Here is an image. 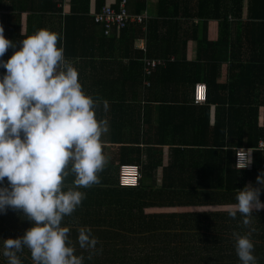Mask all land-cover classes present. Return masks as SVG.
<instances>
[{
  "label": "crops",
  "instance_id": "1",
  "mask_svg": "<svg viewBox=\"0 0 264 264\" xmlns=\"http://www.w3.org/2000/svg\"><path fill=\"white\" fill-rule=\"evenodd\" d=\"M173 1L178 3L169 4L167 1L162 5V0H144L145 7L137 13L136 0H127L128 11L143 14L144 21L131 23L125 28L113 27L109 36L103 34L100 25L90 20L94 12V5L90 2L89 21L77 25L78 33L81 29L80 34L84 38L76 42L63 40V37L61 39L67 54L64 56L77 69L83 91L96 101V118L106 122V131L100 137L105 162L97 176H113L118 181V169L123 164L138 165L144 171L154 156L157 157L155 149L161 150L164 166L171 146L168 143L173 141V147L183 151L184 156L193 157L198 163L201 159H205V162L208 160L207 170L202 164L199 167L208 172L209 191L213 189L212 185H222L223 189L226 185L243 188L246 184H252L259 187L256 178L264 172L263 169L253 171L252 165L240 169L235 164V171L228 168L237 148L249 149L247 139L250 129H242V137L235 136L228 126L217 130L216 123L219 116L223 115L222 104H207V93L204 103H195L193 100L194 85H206L208 79L214 84L211 88L216 96L219 93L221 98H232L236 102L233 108L257 110L255 125L259 129L264 127V89H255L258 96L251 102L253 97L247 95L251 91L242 90L240 97L229 95L222 85L232 80L229 71L232 66L242 62V71L245 72L247 65L264 61V53L251 43L256 38L255 33H247L246 26H242V45L239 51L236 49V52L231 53V41L237 42L239 38L234 20L229 28L230 39L221 48L222 53L209 48L211 45L199 52L198 41L216 42L220 27L218 20L199 19L194 14L214 13L217 9L209 3V7H206L209 10H201L197 0ZM53 2L60 12H43L40 9L41 0H0V26L4 29L5 38L18 42L23 36L41 28L58 33L57 17L68 15L71 4L70 1L63 5L55 0ZM224 6L225 1L220 8ZM247 9L248 0H242L241 21H245ZM177 12L176 17L169 15ZM166 21L174 23L169 25ZM68 30L73 31L72 24ZM120 30H125L123 35ZM167 32L170 38L166 36ZM12 51H6L3 59L6 60ZM146 59L163 63L146 76ZM256 67L254 70L259 74L260 70ZM3 72L4 69L0 68V74ZM213 96L210 91V98ZM224 107L228 108L227 105ZM245 122H251L249 116ZM262 145L264 140L259 139L256 148L264 153ZM161 173L162 169L158 167L156 182L139 181L129 192L128 189L119 188L117 181L92 183L81 189H86L92 199L98 198L102 203H129L130 219L135 228L127 235L146 238L152 233L147 230L148 225L154 220H166L165 213L170 209L168 196L155 193L163 187Z\"/></svg>",
  "mask_w": 264,
  "mask_h": 264
},
{
  "label": "clouds",
  "instance_id": "2",
  "mask_svg": "<svg viewBox=\"0 0 264 264\" xmlns=\"http://www.w3.org/2000/svg\"><path fill=\"white\" fill-rule=\"evenodd\" d=\"M3 33L0 26V213L17 210L30 227L21 236L0 239L2 255L7 264H22L17 253L27 247L34 264H83L62 220L83 200L79 188L98 182L106 122L96 118V101L83 91L77 69L58 46V33L41 28L18 42ZM235 154L240 168L252 163L249 149ZM70 173L72 186H66ZM256 183L259 187L237 189L228 213L235 218L239 212L245 226L254 210L264 209V172ZM250 237L251 230L233 233L240 264H257ZM77 240L81 248L97 244L86 226L78 229Z\"/></svg>",
  "mask_w": 264,
  "mask_h": 264
},
{
  "label": "trees",
  "instance_id": "3",
  "mask_svg": "<svg viewBox=\"0 0 264 264\" xmlns=\"http://www.w3.org/2000/svg\"><path fill=\"white\" fill-rule=\"evenodd\" d=\"M120 1L70 0V13L64 17L60 15L57 17L59 31L62 27L61 22L63 23V34L61 35V31H58L59 36L63 37V40H72V42L83 39L84 37L80 34L81 27H79L80 33H78L77 25L80 22L89 21L87 15L90 2L94 5V12L90 18L93 22V15L98 13L102 7L110 6L117 9ZM167 1L169 4L178 3L173 0H162V5ZM197 1L201 10H209L206 8L209 7V3L217 10L214 13H199L194 16L199 19H216L220 27L216 42L198 41L199 52L207 50L208 45H211L209 48L222 53L221 48H224L228 38L230 39L228 37L229 28L235 20L234 24L237 25L239 38L237 42L231 41V53L236 52V49L239 51L242 45L241 36L244 25L247 33H255L256 36L255 41H248L259 47L260 51L264 53V0H248L245 21H241L242 0ZM223 1H225V6L220 8ZM136 6V12L139 13L145 7L144 0H136ZM40 9L43 12L52 13L60 10L55 7L53 0H41ZM171 13L169 15L172 17L178 16V12L177 14ZM185 16L190 17L191 15L185 14ZM166 23L170 25L174 22L166 21ZM70 24L73 26V31L68 30ZM125 30H120L122 35ZM165 34L170 38L169 32ZM245 39L247 40L246 37ZM60 44L61 40L58 41V46ZM171 53L173 52H169V54ZM64 54L67 55L66 49ZM256 64L247 65L245 72L242 71V62L232 66L229 70L232 80L227 85L222 84L223 90H227L229 95H239V97L242 90L251 91L247 95L251 94L253 97L250 98L251 102L254 101L258 96L254 90L264 89V61L261 60V63ZM255 66H258L256 68L260 70L259 74L254 70ZM195 80L198 82V79ZM212 85L214 84L206 79L207 104L215 102L222 104L223 115L218 118L217 130L228 126L235 136L242 137L240 131L250 129L247 139L248 148L253 150L251 151L252 163L250 165H252L253 171L264 170V153L256 148L258 140H264V127L259 129L255 125L257 110L233 108L236 102L232 98H221L219 93L216 96L215 91H212ZM210 91L211 95H214L212 98H210ZM225 105L228 108H225ZM248 116L251 119L250 123L245 122ZM232 119L234 120L232 121ZM240 140L242 141V139ZM168 144L171 146L166 165H162L161 150L155 149L157 157L154 156V160L151 161L148 168L145 167L143 171L142 167H139L141 170L139 181H150L151 183L157 181V169L161 167L163 187L155 193L163 197L168 196L170 199L168 203L170 211L165 213L167 218L164 217L166 220L163 222L154 220L152 224H149L147 230L152 231L149 237H130L127 232L135 227L133 226L134 222L130 219L129 203H117L116 201H103L102 203L98 198L92 199L91 193H88L86 189L79 188L85 193L83 200L70 215L64 216L62 220V225L69 228L68 237L75 249L74 254L83 257V264H240L235 252L233 233L244 234L251 230L250 238L254 244L253 253L257 257V264H264V209L259 212L254 210L247 226L242 223V215L239 212L235 218L229 216L228 213L232 210L230 206L236 202L237 191L235 190L242 188L239 185L236 186L237 188L226 185L223 189L222 185H212L213 189L209 191L208 172H205L208 160L205 162V159H201L198 163L193 157L184 156L183 151H180L179 148L173 147V141H169ZM229 157L228 154L227 158L229 159ZM228 162L227 160V164ZM234 162L233 156L232 164L228 165L232 171L236 170ZM201 164L205 170L199 167ZM73 179L74 175L70 173L65 178L64 184L72 185ZM109 181H117V179L113 176L98 177V182ZM5 183H7L6 178ZM118 187L128 189V192L134 189L133 187ZM260 199L264 202V191L261 192ZM26 219V216L21 212L11 208L0 213V239L16 238L23 235L24 231L30 227V222ZM83 226L89 228L91 235L97 239V244L93 249L79 246L78 229ZM124 233L126 235H122ZM17 255L22 264H34L27 247H24ZM0 264H7V258L2 255V245H0Z\"/></svg>",
  "mask_w": 264,
  "mask_h": 264
},
{
  "label": "built area",
  "instance_id": "4",
  "mask_svg": "<svg viewBox=\"0 0 264 264\" xmlns=\"http://www.w3.org/2000/svg\"><path fill=\"white\" fill-rule=\"evenodd\" d=\"M59 4H65L70 0H57ZM93 21L102 27L103 34L109 36L113 27L125 28L131 23H142L143 14H132L128 11L127 0H121L117 9L110 6H104L98 13L93 15ZM163 61L155 59H146L145 74L150 75L152 69L161 65ZM207 88L204 83H196L193 89V100L195 103H204L206 100ZM264 145L261 146L263 148ZM240 149V148H237ZM244 149V148H243ZM247 150V149H245ZM250 151V150H249ZM236 153V151H235ZM235 165L240 168L237 162V156L234 157ZM249 165L245 168H248ZM242 169V168H240ZM140 170L138 165L123 164L118 169V184L122 187H134L138 185Z\"/></svg>",
  "mask_w": 264,
  "mask_h": 264
}]
</instances>
